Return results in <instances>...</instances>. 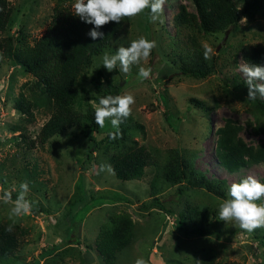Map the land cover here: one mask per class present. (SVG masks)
<instances>
[{
	"label": "rangeland",
	"instance_id": "rangeland-1",
	"mask_svg": "<svg viewBox=\"0 0 264 264\" xmlns=\"http://www.w3.org/2000/svg\"><path fill=\"white\" fill-rule=\"evenodd\" d=\"M82 1L75 0L71 8ZM234 1L240 5L239 0ZM8 2L11 22L0 32V39L17 37L23 30L31 42L44 33L54 5L51 0ZM146 2H125L130 21L94 58L77 88L75 109L86 110L85 98L95 95L90 78L101 70L118 87V100L131 115V125L136 124L133 139L151 152L154 161L177 150L206 177L224 179L233 187L232 197L227 194L220 199L185 183L181 194L177 185L165 186L156 195L162 210L151 204L153 165L145 168L139 180H119L109 167L114 151L110 146L95 152L92 163L86 165L87 140L74 128L42 146L25 147L12 127L23 125L26 141L34 140L48 113L35 109L32 121L23 120L14 101L21 85L34 78L0 53V222L19 227L18 249L11 257L0 259V264H103L93 242L100 226L123 212L136 227L132 244L117 254L115 264H193L209 255L219 262L264 264V163L229 173L214 155V131L226 119L243 127L240 137L247 144H264V138L246 126L252 120L249 107L223 90L235 74L244 79L250 76L238 47L264 45V18L242 19L226 36H198L202 48L214 56L216 70L205 79H194L168 74L162 61L173 49L171 41L184 45V36L175 33L172 17L179 5L193 11L190 0H151L149 7ZM193 98L202 100L209 111L196 107ZM90 103L94 108L102 106L95 100ZM115 127L112 117L104 118L95 137L99 140ZM205 130L206 137L202 136ZM13 196L28 197L43 211H33ZM191 209L214 212L207 234L185 235L175 227L178 213L188 214Z\"/></svg>",
	"mask_w": 264,
	"mask_h": 264
},
{
	"label": "trees",
	"instance_id": "trees-1",
	"mask_svg": "<svg viewBox=\"0 0 264 264\" xmlns=\"http://www.w3.org/2000/svg\"><path fill=\"white\" fill-rule=\"evenodd\" d=\"M51 1L54 5L50 21L41 36L31 38L29 42L28 34L19 30L17 37L0 39V53L34 78L32 82L21 85L14 108L21 113L25 122L33 120L32 111L35 109L43 108L48 113L34 140L26 141V128L23 125L12 127L13 131L21 135L24 146L32 148L37 143L42 146L51 137L74 128L87 140L86 165L92 163L95 152L109 146L114 150L109 157V167L119 180H139L144 176L145 168L153 165L156 173L151 183L154 195L151 204L162 210L165 208L156 195L165 186L177 185V192L181 194L184 190L181 186L185 183L190 188L205 189L220 199L226 198L227 194L232 197L233 187L227 185L224 179L206 177L194 169L192 162L177 150L169 151L161 161H154L151 152L133 139L136 124L131 125V115L118 100V87L101 70H97L90 78L95 95L85 98L86 110L80 112L75 109L77 88L92 67L94 58L109 46L124 24L130 21V12L125 4L128 0H83L75 9L71 8L75 0ZM190 2L193 11L179 5L172 17L175 33L183 34L184 45L179 47L176 41H171L169 46L173 49L170 54H164L162 61L168 74L173 72L187 78L205 79L215 72V59L202 48L198 36L219 33L224 36L228 29L236 28L242 19L252 22L258 17L264 18V0H239V6L234 0ZM146 3L149 7L151 0ZM11 15L12 7L8 0H0V32L5 31L11 22ZM147 16L149 20V9ZM238 52L250 76L244 79L235 74L225 83L223 90L228 94L234 93L249 107L252 120L247 121L246 126L253 134L264 138V45H241ZM90 100L102 103V106L94 108ZM191 101L205 113L210 109L202 100L193 98ZM107 117L113 118L116 127L97 140L95 134L99 131L101 121ZM241 130V125L226 119L214 131L215 158L229 173L264 163V144H247L240 137ZM207 135L208 130L203 131L202 136ZM261 185H264V179ZM13 197L19 202L24 200L33 211H43L40 204H33L28 197ZM211 215L207 210L198 209H191L188 214L180 212L175 227L185 235H205L210 231ZM135 227V222L125 212L113 214L100 226L93 249L103 264H115L117 254L132 244ZM18 229L17 225L0 222V259L15 254L19 247ZM82 260L89 262L84 257ZM193 264L234 263L219 262L214 255H209Z\"/></svg>",
	"mask_w": 264,
	"mask_h": 264
},
{
	"label": "water",
	"instance_id": "water-1",
	"mask_svg": "<svg viewBox=\"0 0 264 264\" xmlns=\"http://www.w3.org/2000/svg\"><path fill=\"white\" fill-rule=\"evenodd\" d=\"M227 35V32H226V34H225V36ZM219 48V46L217 47V49Z\"/></svg>",
	"mask_w": 264,
	"mask_h": 264
}]
</instances>
